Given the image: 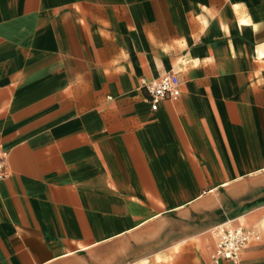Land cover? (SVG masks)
<instances>
[{
    "label": "crops",
    "instance_id": "0c3cea01",
    "mask_svg": "<svg viewBox=\"0 0 264 264\" xmlns=\"http://www.w3.org/2000/svg\"><path fill=\"white\" fill-rule=\"evenodd\" d=\"M0 148V264H264V0H0Z\"/></svg>",
    "mask_w": 264,
    "mask_h": 264
},
{
    "label": "built area",
    "instance_id": "2783aa9c",
    "mask_svg": "<svg viewBox=\"0 0 264 264\" xmlns=\"http://www.w3.org/2000/svg\"><path fill=\"white\" fill-rule=\"evenodd\" d=\"M141 85L150 96L153 111H157L159 104L163 101H178L182 94L179 80L169 74L150 82L143 80ZM7 158L8 153L0 148V180L7 178L9 175ZM252 240H260V237L252 228L224 226L219 231L216 250L206 264H221L223 261L239 264L241 253Z\"/></svg>",
    "mask_w": 264,
    "mask_h": 264
}]
</instances>
